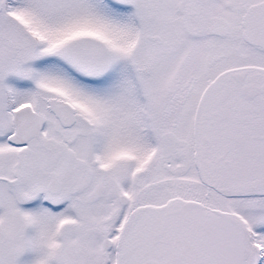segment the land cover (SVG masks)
I'll return each instance as SVG.
<instances>
[{"label":"snow or ice","instance_id":"6c2138e0","mask_svg":"<svg viewBox=\"0 0 264 264\" xmlns=\"http://www.w3.org/2000/svg\"><path fill=\"white\" fill-rule=\"evenodd\" d=\"M0 264H264V0H0Z\"/></svg>","mask_w":264,"mask_h":264}]
</instances>
